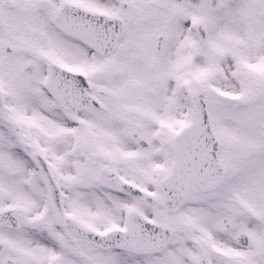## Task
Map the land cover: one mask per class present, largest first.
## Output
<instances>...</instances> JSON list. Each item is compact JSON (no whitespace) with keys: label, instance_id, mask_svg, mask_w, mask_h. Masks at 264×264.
Listing matches in <instances>:
<instances>
[{"label":"snow or ice","instance_id":"6c2138e0","mask_svg":"<svg viewBox=\"0 0 264 264\" xmlns=\"http://www.w3.org/2000/svg\"><path fill=\"white\" fill-rule=\"evenodd\" d=\"M0 264H264V0H0Z\"/></svg>","mask_w":264,"mask_h":264}]
</instances>
